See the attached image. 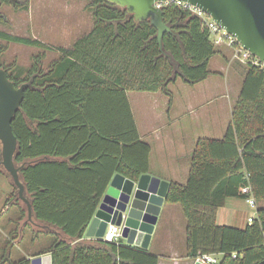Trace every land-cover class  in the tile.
Instances as JSON below:
<instances>
[{
    "label": "trees",
    "instance_id": "trees-1",
    "mask_svg": "<svg viewBox=\"0 0 264 264\" xmlns=\"http://www.w3.org/2000/svg\"><path fill=\"white\" fill-rule=\"evenodd\" d=\"M90 5L94 25L71 48L0 30L2 40L61 53L47 69L45 53L34 56L22 74L0 63L16 86L29 84L12 125L18 139L14 161L33 217L15 184L5 208L19 203L24 227L46 225L35 233L52 234L41 253H51L53 264H158V255L123 238L76 245L69 240L84 236L115 174L137 180L149 173L151 146L140 136L127 93L162 91L171 97L169 85L179 78L189 84L207 79L210 59L220 48L202 19L176 3L163 7L171 31L164 34L162 49L149 21H136L106 0ZM6 49L0 47V56ZM1 162L0 142L4 173ZM246 185L264 202V64H245L224 136L200 138L187 182L169 185L166 201L180 205L187 222L188 258L221 254L219 264H264V207L243 228L217 223L228 198H246ZM0 264H31V259L4 256Z\"/></svg>",
    "mask_w": 264,
    "mask_h": 264
},
{
    "label": "crops",
    "instance_id": "crops-1",
    "mask_svg": "<svg viewBox=\"0 0 264 264\" xmlns=\"http://www.w3.org/2000/svg\"><path fill=\"white\" fill-rule=\"evenodd\" d=\"M87 33L76 37L72 42L62 40L60 45L51 46L71 48L80 37ZM219 48V53L210 59L209 68L211 67L212 71L210 76L196 84L179 80L172 82L169 85L172 91L170 98L162 91H130L127 93L140 136L151 146L149 173L153 176L170 183L172 181L186 183L192 154L198 140L204 137L222 138L231 123L233 107L239 97L245 75V64L232 58L231 48L227 46ZM57 51L54 60L61 56L60 51ZM46 59L47 56L43 60L44 69L48 68L44 66ZM4 177L7 183V195L4 199L7 200L14 192V183L8 176ZM241 201L247 203L242 198H228L226 204L218 209L217 223L243 228L249 224L248 218L256 217L258 208L264 207V202H258V208H253L247 203L252 212L248 214L247 219H241L237 212ZM15 205L18 207V213L14 220L10 219L3 223L0 242L3 247L7 242H14L10 246L14 247L15 243H21L28 238L30 245L24 250H16L15 256L12 254V250H9L7 257L16 261L22 257L31 259L47 254L41 252L51 245L52 234L35 233V231H42L46 227L45 224L38 222H32V227H24L25 220L22 219L19 203L14 202L7 208L3 206L0 217L6 215ZM177 205L167 203L165 200L147 248L151 253L158 255V264H191L193 261L187 257V222L180 205H178L179 208ZM16 224L19 225L18 229L15 227ZM51 231L61 235L57 230ZM12 232L15 237L10 236ZM44 238H48L47 244L33 250V246ZM96 240L98 238L88 237L85 231L82 238L69 241L76 245L78 243H94ZM124 242L127 243L126 239Z\"/></svg>",
    "mask_w": 264,
    "mask_h": 264
},
{
    "label": "water",
    "instance_id": "water-1",
    "mask_svg": "<svg viewBox=\"0 0 264 264\" xmlns=\"http://www.w3.org/2000/svg\"><path fill=\"white\" fill-rule=\"evenodd\" d=\"M131 14L136 21H149L157 28L158 43L163 47V37L171 27L163 20V9L158 1L167 0H106ZM208 13L223 29L264 63V0H183ZM9 78L5 68L0 67V142L2 162L18 188V196L28 208L29 219L33 217L32 203L25 196V185L20 178L14 156L18 139L13 131V120L24 100L25 88ZM170 182L150 173L137 180L117 173L113 176L100 205L89 224L86 235L103 240L109 224L122 226V238L128 244L147 249L155 231L167 197ZM31 264H53L52 254L31 258ZM191 264H206L193 259Z\"/></svg>",
    "mask_w": 264,
    "mask_h": 264
},
{
    "label": "rangeland",
    "instance_id": "rangeland-1",
    "mask_svg": "<svg viewBox=\"0 0 264 264\" xmlns=\"http://www.w3.org/2000/svg\"><path fill=\"white\" fill-rule=\"evenodd\" d=\"M17 1L18 4L16 6L7 0L0 1V14L4 17V20L0 21V30L24 37L40 39L50 46L60 45L62 40L66 42L74 41L76 37L87 33L95 22L93 9L90 5L93 0ZM76 26H78V28H76ZM3 45L7 46V49L1 54L0 63L10 66L11 72L15 74L25 73L33 64L34 56L40 53H45V56H47L44 66L49 67L55 59L56 53H58L57 50L53 51L25 43L9 42L0 39V47ZM178 80L182 81L181 78ZM168 97L170 98V96ZM4 174L8 177L10 176L5 170ZM4 174L0 172V212L3 210V206L4 208L6 206V200L4 198L7 195V183ZM10 179L12 180V178ZM259 203L263 202L259 201ZM11 205L12 204H7V207ZM22 206L27 209L24 202H22ZM237 212L241 219H247L248 214L252 212V210L246 202L244 203V201H241ZM8 213L0 217V232L4 222L15 219L18 213V207H16V205L13 206ZM15 227L18 229L19 225L16 224ZM10 236L15 237L13 232ZM47 240L48 238L42 239V241L35 244L32 249L35 250L44 246L47 244ZM12 243L14 242H7L3 247L0 242V259L9 255V250H12V254L15 256L16 250H24L30 245L28 238L24 239L21 243H15L14 247H10ZM216 256L219 259L222 258L221 254H216Z\"/></svg>",
    "mask_w": 264,
    "mask_h": 264
},
{
    "label": "built area",
    "instance_id": "built-area-1",
    "mask_svg": "<svg viewBox=\"0 0 264 264\" xmlns=\"http://www.w3.org/2000/svg\"><path fill=\"white\" fill-rule=\"evenodd\" d=\"M176 3L182 8L189 10L192 14L200 17L204 23V26L208 30L212 42L217 47L227 46L232 49V58L243 64L252 63L255 65L264 64L261 63L259 58L254 56L250 51L246 50L232 34L223 29L208 13L200 9L199 7L188 3L183 0H167L158 1L156 6L162 8L169 4ZM242 193L246 196L245 200L253 207L258 208V201L256 200L252 188L250 185H246L242 188ZM256 217L250 216L248 223L251 224ZM122 226L117 224H109L103 240L109 242H117L122 238ZM236 256V254H234ZM195 260L202 261L206 264H219L220 259L214 254H202L195 258Z\"/></svg>",
    "mask_w": 264,
    "mask_h": 264
},
{
    "label": "flooded vegetation",
    "instance_id": "flooded-vegetation-1",
    "mask_svg": "<svg viewBox=\"0 0 264 264\" xmlns=\"http://www.w3.org/2000/svg\"><path fill=\"white\" fill-rule=\"evenodd\" d=\"M1 1V0H0ZM4 1V0H3ZM8 2H12V4H14L15 6L18 4L17 0H7ZM2 15V14H1Z\"/></svg>",
    "mask_w": 264,
    "mask_h": 264
}]
</instances>
